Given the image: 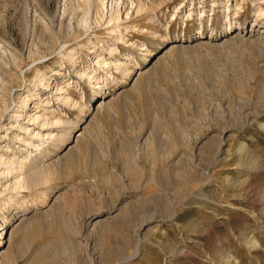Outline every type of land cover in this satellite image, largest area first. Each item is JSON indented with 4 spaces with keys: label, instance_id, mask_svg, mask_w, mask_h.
<instances>
[{
    "label": "rangeland",
    "instance_id": "rangeland-1",
    "mask_svg": "<svg viewBox=\"0 0 264 264\" xmlns=\"http://www.w3.org/2000/svg\"><path fill=\"white\" fill-rule=\"evenodd\" d=\"M144 1L149 9L122 24L136 47L116 42L113 56L130 55L142 73L115 87L108 81L105 91L115 93L105 105L95 108L99 98L74 73L69 94L83 113L36 90L46 92L56 117L72 121L70 136H82L73 151L45 148L44 185L0 197V264H264L262 29L165 53L168 40L183 35L220 37L225 10L213 0ZM59 2L0 0V126L15 124L19 94L29 97L43 77L60 81L54 72L69 67L61 53L75 49L85 66V46L108 38L100 23L63 40L49 23ZM234 2L241 8L229 14L234 28L253 29L261 0H229L231 9ZM197 8L205 12L201 26ZM189 9L192 20L183 22ZM7 141L10 158L25 154Z\"/></svg>",
    "mask_w": 264,
    "mask_h": 264
},
{
    "label": "bare ground",
    "instance_id": "bare-ground-1",
    "mask_svg": "<svg viewBox=\"0 0 264 264\" xmlns=\"http://www.w3.org/2000/svg\"><path fill=\"white\" fill-rule=\"evenodd\" d=\"M134 1L136 2V4L134 3ZM212 4V6L220 5L219 7L225 10L224 17L227 23L225 25L226 27L224 34L217 38H206L203 35L202 31H199L197 37H185L183 35L174 38L173 40H168L164 48L165 53L171 51L172 49L189 48L192 42H195V44L200 42L210 44V42L213 41H220L222 39L224 41H227L237 36L242 38H250L254 36L255 33H258L259 29H262L259 34L264 35V8L262 7V4H264V0L258 2L257 5H254V15L256 17L253 24H251V27H254L253 29H249V31L244 30L242 27L234 28V23H232L229 19V14L232 11L234 12L233 14H237L238 11L241 9L240 5H238L236 2H234L232 9L230 8L229 0H213ZM148 9L149 7L147 6L144 0H60L59 5H57L54 14L50 19L51 22L49 23L53 26L54 24H56L55 27L58 25V29H60V33L63 37V40L64 38L68 37H74L77 39L79 34H86L96 29L100 25V23H102L105 29H107L106 35L108 38L104 43L97 42L93 43L90 47L85 46L87 50V59L85 61V66L83 65L81 60L78 59L79 56L76 52H74L75 49H71L67 52L61 53L63 54L62 56L64 57V59L67 60L69 67L67 69L68 71L66 72L63 69H59L54 72L55 75L58 77V80L60 81H55L52 83L46 81L45 77H43L38 81V85H35L32 89L29 90V97L27 96L20 98V94L18 95V105L16 108L13 109L12 114L10 116L11 119L15 120V124H12L10 121L8 124H6L8 127L6 126L5 128V124H2L0 126L2 129L5 128L4 131H0V133H2V135L0 134V143H4L3 148H5V151H2L4 149H1L2 146H0V179L4 180L3 182H0V197L7 190L10 189L13 191H22L34 189L39 185H44L47 181L45 177L47 174L45 175V172L43 171V167H45L43 158H47L49 155V152H47L45 148L54 145V147L60 146L59 149L61 147H64L65 151H70L74 148L78 138L82 136V131H80L77 132L76 137L74 135L71 137L69 134L70 131L68 133L65 129L66 127L74 125L71 123L72 121L70 122V120L62 119V116L56 117L55 114L58 112V109L56 110L52 107V105H50L51 100H48L49 98H47V94H45L46 92H43L44 94L40 95L39 92H37L36 90L41 88L43 89V91L49 90L48 93H50V96L54 98L57 102H59L62 106H65V108H71L72 110L79 108L83 113L85 112V106L80 105V101H76L69 94V89L73 87V82L70 77V73H74L76 74L77 78L80 81L85 82L87 86L93 91L95 96L99 98L94 102V104H96L95 108L97 109L98 107L105 105L106 99L111 96L113 92L115 93V91L112 90L111 92L105 91V87L108 81L113 80L114 83H111L113 84V87H115L116 84H120L124 80H126V78L130 74L132 76L136 75L137 78L140 73H142L140 67L133 60V58L130 57V55L127 56V54H124L123 58L120 60H115L113 56L115 57V54H118V50L115 44L116 42L127 46H134V43L128 44V40L124 36V33L125 31H127L128 27H123L122 24L128 22L131 16L140 15ZM178 9L179 8H177V10ZM209 11L212 13L214 10L210 9ZM28 12L29 9L26 11V13L28 14ZM193 13L194 10L192 9H189L187 12H184L182 14V18H184L183 22L191 21ZM195 14L197 16V21H199V26H201L205 12L203 9L197 8ZM148 20L149 22H153L154 18H149ZM208 21L211 20L209 19ZM256 26H259L258 29H255ZM64 29L67 30V32H64L63 34ZM157 35L158 34L156 33L155 36L157 37ZM158 37L162 38L163 36L160 34L158 35ZM192 46L193 45H191V47ZM79 47L82 48L83 45H80ZM135 47L136 46H134V48ZM140 51L145 52V54L149 53L148 49L144 45L141 46ZM6 55H9V53H7ZM105 55L107 57H105ZM11 58L13 59V62H11L12 64L16 60L10 56V59ZM112 59L114 60L112 61ZM11 66H13V64ZM130 67H133V70H130ZM100 71L103 73L102 75L98 73ZM113 71L116 74L122 75L120 77L123 80H118L117 78H115V76L113 75ZM146 71L147 69L145 70V72ZM33 101H39L38 105L35 106ZM5 104H2V107L4 109ZM93 106L94 105H92V109ZM40 107L43 109H40ZM3 108L1 110H3ZM45 112H48L49 115L46 116L47 114ZM22 118H24L25 120H23ZM20 120H23V122L20 123ZM260 127L264 128V124H260ZM57 128H60L61 131H56ZM13 130L18 131L17 133L20 132L23 135H16ZM6 140H16L20 148L26 149L25 154L23 156L14 155L13 158H10V155H8L9 153H6V150H9V142H5ZM58 141L60 143H58ZM56 142L58 145H56ZM242 148L243 147L241 145L240 150H242ZM59 149L56 151L57 154L60 153ZM45 169L47 170V168ZM5 181L7 184H2ZM8 181L10 182L8 183ZM25 211L26 210L21 206L19 210V212L21 213L18 217H21V214H23ZM1 237L2 234H0V238ZM1 240L2 239H0V246L2 245Z\"/></svg>",
    "mask_w": 264,
    "mask_h": 264
}]
</instances>
